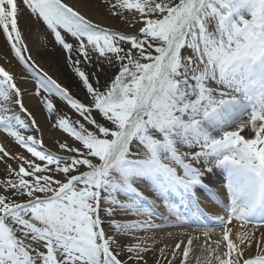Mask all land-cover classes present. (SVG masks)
<instances>
[{
    "label": "snow or ice",
    "instance_id": "obj_1",
    "mask_svg": "<svg viewBox=\"0 0 264 264\" xmlns=\"http://www.w3.org/2000/svg\"><path fill=\"white\" fill-rule=\"evenodd\" d=\"M101 7L139 27L131 34L102 27L63 0H0V43L23 69L11 71V59L0 64V134L30 154L0 147L7 158L0 264H159L149 234L184 222L157 223L123 196L143 198L133 181L147 175L197 201L215 167L229 171L233 208L213 214L216 240L208 242L214 229L200 227L206 264H264V220L251 218L257 203L264 210V0H104ZM25 12L46 26L83 100L26 55ZM29 78L33 85L22 89ZM29 96L66 134L55 152L37 135ZM54 98L76 118L57 111ZM237 109L247 118L236 119ZM185 236L167 253L159 249L167 264H189L197 238Z\"/></svg>",
    "mask_w": 264,
    "mask_h": 264
},
{
    "label": "bare ground",
    "instance_id": "obj_2",
    "mask_svg": "<svg viewBox=\"0 0 264 264\" xmlns=\"http://www.w3.org/2000/svg\"><path fill=\"white\" fill-rule=\"evenodd\" d=\"M63 2L68 3L70 6L74 7V10L79 11L82 15H85L86 18L93 20L95 23H99L102 27L120 30L121 32H124L126 34L134 33L136 28L139 27V25L135 24L134 20L125 23L123 20L116 21L111 17L107 19V14L104 8L101 7L104 4V0H63ZM34 20L35 17H31L29 13L25 12L19 21V28L21 30L22 39L24 40L27 48L29 49L26 55L33 56L32 60L36 59L38 61H40L41 59H52L53 64L56 65V68H59L60 72L72 74L71 67H65L63 61L60 58L59 52L53 49L52 44L50 43L53 40V37H51L49 32L46 30V26H44L42 22L34 23ZM9 59H11L12 61V67L10 70L16 73H21L23 71L22 66L18 63V61L15 60V57L11 55L10 50L5 49L2 43H0V64L6 65ZM44 69L48 71L49 68L44 67ZM28 82L29 81H27L26 85L21 84V88H30L31 84ZM244 103L247 104V101H244ZM37 104L38 101L31 96H29V98H27L25 101V106L29 109V111L33 112L34 116L36 117V120L38 121V124H40L42 127V132L40 133V135L41 139L44 142V145L49 150L55 151L58 148V144L62 141V139H65V136L63 134H58L57 132L50 130L47 121L44 119L43 113L39 111L36 107ZM250 107L251 106L248 105V111H250ZM236 111L240 113V115H238L236 119H240L241 116L244 119L247 118V111L241 112L240 109H237ZM228 130L233 129L230 128ZM2 137H4V135L0 134V147H3L10 154L20 152L21 154L28 155L23 149L22 151L19 146L14 143V141H10V139H7L8 142L4 144V139ZM4 160L5 159L2 153H0V161L4 162ZM219 168L220 167H215L212 170L213 172H216L214 174H211L212 171L206 173L203 177V180L209 179V181L211 180L215 183V187H221L223 182L219 180L220 177H217V171ZM1 170L2 166L0 167V171ZM133 182L136 188H138L143 194V198L137 196L135 192H127V189H125L124 191L127 192V194L123 196L124 201H132L133 204H131L130 207H132L133 210H140L144 213L150 214L152 219H154L157 223H163L166 221L171 222L170 219L175 218L186 219L183 215L186 212L184 210H181V208L180 210L177 209L179 208V204H181L180 207H184L185 205H194L196 203L197 205H201L207 217V223H211L216 226L219 225L216 219V215L213 214L225 215L222 211H216L215 206L210 205V201H206L207 199L204 197V195H200V192H197L196 201L192 198H188L190 196L185 193L163 190L160 185L154 181V179L150 178L147 175L136 176ZM204 185L205 187L203 188H207L210 190V187L208 185ZM199 189L197 191H199ZM228 199L229 195L225 197L223 203L227 206H230L232 210L233 199L232 197L230 198V200ZM165 201L167 203H165ZM175 201H179V204H175ZM150 206H154L153 209H155V211H150ZM257 208H259L258 203L256 205V209ZM123 211H126V209ZM123 211L121 212V215H123ZM260 212H262L260 216H264V210L257 211L255 212V214ZM197 216H199V213L196 210L189 211V217H192L193 220L198 219H194V217ZM210 216L213 217V220H210ZM141 219H143V217H141ZM248 227L251 228L252 226ZM240 228L241 226L239 224H236V229L239 230ZM169 232H171L173 235L169 236ZM181 233L186 234V236L184 237L185 239L187 238V235H191L197 238L196 241H194L193 249L190 252L189 257L187 258L189 264H206L209 254L204 250L206 242L205 238L203 237V230H191L185 227L175 229L166 228L162 230H156L155 233L149 234L153 235L154 237L155 256L159 260V264H167L165 258L161 256L159 249L165 248V253H167L176 242L177 236H179ZM220 234L221 229L212 231L208 237V242L216 240ZM257 238H259V233L257 234ZM149 244L150 246H152L151 240L149 241ZM168 258L171 259V257ZM175 264H179V261L177 260Z\"/></svg>",
    "mask_w": 264,
    "mask_h": 264
},
{
    "label": "rangeland",
    "instance_id": "obj_3",
    "mask_svg": "<svg viewBox=\"0 0 264 264\" xmlns=\"http://www.w3.org/2000/svg\"><path fill=\"white\" fill-rule=\"evenodd\" d=\"M106 18L109 19V16L106 15ZM32 58H33V56H31V59ZM32 61H34L44 71H46L44 69V67H48L49 69L46 72H48L49 75H51L54 79H57L58 83H60L62 86L68 88L69 91L74 95V98H79V99L83 100V98H84V90H82L80 88V86L77 83V81L73 78V74H68V73L60 72L59 68H56V65L53 64V60L52 59H41L40 61H38V60L35 59V60H32ZM28 81H29L28 83H30L31 86H32L34 82L30 78L28 79ZM54 104L56 106L57 111H59L60 113H62V114H68V115L72 116L73 119L76 118V116L72 113V111L69 109V107L67 106V104L64 101L60 100L59 98H54ZM38 110L43 113L44 119L47 121L48 127H50V130L55 131L58 134L59 133L60 134H63L66 137V134H64L62 132V130H60L58 127H53V124L55 123V120L57 118L55 114H53L52 117H49L48 116V113L46 111H42L40 109H38ZM20 115H21L22 118H25L26 119V117L24 116L23 113H20ZM37 123H38V121H37ZM1 135H3V134H1ZM37 135L41 138L40 133H38ZM242 135H246V134H242ZM2 138L4 139L3 140L4 144H6L8 142V140L5 138V136L2 137ZM61 142H68V141L66 139H62ZM23 150L26 153V150L25 149H23ZM55 151H53V152H55ZM17 154H21V153L20 152H17ZM58 154H63V153H58ZM28 155H30V154H28ZM4 159H7V158H4ZM10 163H11L12 167H16L15 161H10ZM1 166H2V170L0 171V179H4L6 177V175H7V173H6V167H5V164H4L3 161H0V167ZM223 172H224V168L220 167L218 169V171H217V174H218L217 177L218 178L220 177L219 180L222 179L221 178V175L223 174ZM214 173H216V172H213V171L211 172V174H214ZM206 180H207L208 183L210 182L211 185L215 186V183L213 181H211V180L209 181V179H206ZM189 228L196 229V230L197 229H201V228L197 227L196 225L190 226Z\"/></svg>",
    "mask_w": 264,
    "mask_h": 264
}]
</instances>
